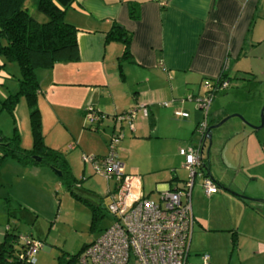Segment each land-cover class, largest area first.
I'll list each match as a JSON object with an SVG mask.
<instances>
[{
	"label": "crops",
	"instance_id": "obj_1",
	"mask_svg": "<svg viewBox=\"0 0 264 264\" xmlns=\"http://www.w3.org/2000/svg\"><path fill=\"white\" fill-rule=\"evenodd\" d=\"M130 5L137 6L138 18L130 17ZM64 19L77 30L79 59L59 62L49 70L38 72V97L43 96L38 106L42 131L47 133L54 126L64 125L72 137L77 136L81 149L103 156L107 141L118 126L123 137L117 145V157L124 169L134 145L157 150L161 141L172 140L179 150L193 144L194 128L202 114L191 101L184 100L188 95L201 93V84L206 79L215 80L223 74L229 82L232 71L252 70L251 59H261L252 52L264 43V0H74L65 9ZM114 25L122 26L131 34L130 58H121L124 48L121 41H106V34ZM7 75L0 61V76ZM163 102L169 105L163 106ZM138 104H145L148 115L143 116L139 111L133 120V129L126 123L116 125L110 119ZM87 106L107 115L95 132L83 127ZM177 109L187 112L188 116L176 117ZM216 112L220 110L215 109L213 114ZM212 116L209 110L210 125L220 119L212 122ZM245 145H248L246 151L248 148L250 152L264 150L260 142L253 140L247 139ZM49 148L59 150L53 145ZM177 154L180 156L179 153H174V157L164 153L140 154L138 161L130 164L125 172H135L141 180L143 172L158 180L163 176H155L160 170L171 168L170 177L155 181L154 187L144 192L148 196L154 193L157 198L160 191L182 185L177 182L183 180L174 173ZM214 182L218 191L211 195L204 193L207 202L228 195L220 192ZM239 199L245 200L238 196L235 201ZM246 205L244 208L250 209L255 221H264L258 209ZM199 206H192V211L195 226L201 232L209 222ZM259 228L251 230L252 238L264 242L261 241L264 226ZM262 250L264 244L259 243L254 253Z\"/></svg>",
	"mask_w": 264,
	"mask_h": 264
},
{
	"label": "rangeland",
	"instance_id": "obj_2",
	"mask_svg": "<svg viewBox=\"0 0 264 264\" xmlns=\"http://www.w3.org/2000/svg\"><path fill=\"white\" fill-rule=\"evenodd\" d=\"M36 4L37 0H27L25 6L35 20L45 22L47 19L37 10ZM257 46L259 47L252 54L260 55L261 59H251L252 70H247L248 72L232 71L228 86L215 93L210 106L212 122L219 117V121L228 117L221 125L211 129V142L209 144L208 140L204 145L205 154L209 150L210 173L219 185L220 192L228 195L207 202L201 187V178L195 179L191 204L194 208L196 205L201 206L202 215L208 220L210 228L203 225L199 232L194 224L188 258L191 264H201L204 254L209 255L208 262L212 264H264V250L254 253L257 245L264 242L253 239L254 234L251 233V230H260L259 227L264 226V221H255L252 218L255 215L250 209L244 208L247 204L248 207L258 209L261 220H264V150L250 152L248 148L246 151L248 145H245L249 139V142L253 140L264 146V126L257 128L261 110L264 108V43ZM0 61L4 63L5 72L8 74L5 77L0 76L1 134L10 138L16 129L20 146L31 149L33 138L30 106L26 96L19 95L13 111L5 105L8 96L14 95L19 89V67L15 61H6L2 57ZM42 71L44 70L37 71V74ZM42 97L37 95V106ZM190 104L198 108L193 101ZM215 109L220 112L213 114ZM39 113L41 117L40 109ZM43 113L48 115L47 112ZM54 127L47 133L42 131L41 120L44 144L59 149L79 185L76 184L71 191L58 170L45 163L23 165L9 156L5 157L0 164V243L4 241L8 228L9 234L16 237H6L4 248L6 251L12 249L14 256L21 248L19 237L28 236L41 243L40 249L34 255L35 264H67L73 255L75 258L70 264H81L80 258L86 247L112 223L106 206L110 201L109 192L112 191L113 181L96 174L90 163L83 162L82 154L94 153L81 149L77 136L72 137L64 125ZM83 127L86 131L90 130L85 120ZM193 140H196L195 135ZM72 142L78 145L70 149ZM175 142L161 141V147L157 150L154 147L134 145L132 157L128 155L125 162L126 171L130 164L138 161L140 154L148 152L155 156L164 153L174 157V153H178ZM107 145L108 141L106 152ZM183 164L182 157L177 154L174 173L180 180L185 181L188 170ZM170 170L171 168L162 169L158 174L155 173L157 177L163 175L158 180H153L147 173L141 172L144 192L148 193L154 187L155 181L170 177ZM235 196L244 197L245 200L235 201ZM149 197L157 199L154 193ZM213 227L220 229L214 230ZM261 235V241H264V234ZM5 255L8 257L7 253ZM12 257L9 256L8 259Z\"/></svg>",
	"mask_w": 264,
	"mask_h": 264
},
{
	"label": "built area",
	"instance_id": "obj_3",
	"mask_svg": "<svg viewBox=\"0 0 264 264\" xmlns=\"http://www.w3.org/2000/svg\"><path fill=\"white\" fill-rule=\"evenodd\" d=\"M201 86L202 93L186 98L196 104L202 117L194 128V143L178 150L184 160L183 167L188 170V177L180 187L160 191L155 200L145 194L141 177L135 172H125L123 162L117 157V145L123 137L118 126L109 137L105 155L82 154L83 162L90 163L96 174L113 181V188L106 206L112 223L86 247L80 258L81 264H191L188 256L195 224L191 191L197 177L201 178L206 195L218 191L216 183L205 171L207 152L205 154L204 145L208 141V117L213 97L218 90L228 86V81L206 79ZM168 105L163 102V106ZM139 111L143 116L148 115L145 104H138L110 116V119L116 125L126 123L133 129V120ZM174 115L186 118L188 113L177 109ZM106 117L92 106L85 108L84 119L90 130L97 129ZM73 147V144L69 145L70 149ZM20 238L23 247L18 257L33 264L41 243L27 236ZM208 260V255H202L201 264H209Z\"/></svg>",
	"mask_w": 264,
	"mask_h": 264
},
{
	"label": "trees",
	"instance_id": "obj_4",
	"mask_svg": "<svg viewBox=\"0 0 264 264\" xmlns=\"http://www.w3.org/2000/svg\"><path fill=\"white\" fill-rule=\"evenodd\" d=\"M26 1L0 0V57L6 61H15L19 67V89L14 95L8 96L5 105L13 111L19 95L26 96L30 106L33 146L31 149L22 148L16 129L10 138L3 137L0 131V147L2 148L0 164L8 156L23 165L45 163L58 170L67 182L68 189L73 191V187L76 184L78 186L79 183L74 178L70 165L58 150L51 149L44 144L41 117L36 100L39 92L37 71L49 70L59 62H75L79 59L77 30L64 19L65 9L74 0H37V10L47 19L41 23L28 13L25 6ZM129 14L133 19L138 18L136 5H130ZM115 40L123 43L121 58H130L131 34L122 26L114 25L107 32L106 41ZM221 80H226L223 74L211 81ZM210 126L209 124L208 128ZM90 206L93 210V206ZM10 236L16 237L14 234H9L6 228L4 241L0 243V264H28L18 257L23 247L20 237L21 248L15 256L12 254V249L6 251L4 248L6 237ZM5 253L8 257H13L8 259ZM74 258L75 255L71 256L67 264H70Z\"/></svg>",
	"mask_w": 264,
	"mask_h": 264
},
{
	"label": "water",
	"instance_id": "obj_5",
	"mask_svg": "<svg viewBox=\"0 0 264 264\" xmlns=\"http://www.w3.org/2000/svg\"><path fill=\"white\" fill-rule=\"evenodd\" d=\"M226 119H228V117H225V118L221 119L219 122H217L216 124L210 126L209 134H208L209 144L211 142V129L221 125L224 121H226ZM262 126H264V108H262V110H261L260 124H259V126H257V128H261ZM208 153H209V150H207V159H206L207 160V164L205 165V171H206L207 175L213 179V177H212V175L210 173L209 154ZM37 160H39V158H37ZM58 174L60 175L59 171H58Z\"/></svg>",
	"mask_w": 264,
	"mask_h": 264
},
{
	"label": "flooded vegetation",
	"instance_id": "obj_6",
	"mask_svg": "<svg viewBox=\"0 0 264 264\" xmlns=\"http://www.w3.org/2000/svg\"><path fill=\"white\" fill-rule=\"evenodd\" d=\"M219 122V121H218Z\"/></svg>",
	"mask_w": 264,
	"mask_h": 264
}]
</instances>
